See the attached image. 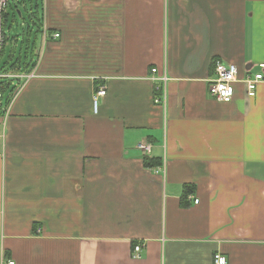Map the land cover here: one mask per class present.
Masks as SVG:
<instances>
[{"label":"crops","instance_id":"obj_1","mask_svg":"<svg viewBox=\"0 0 264 264\" xmlns=\"http://www.w3.org/2000/svg\"><path fill=\"white\" fill-rule=\"evenodd\" d=\"M43 26L0 100V264H264V83L207 91L216 60L261 71L264 0H43Z\"/></svg>","mask_w":264,"mask_h":264},{"label":"built area","instance_id":"obj_2","mask_svg":"<svg viewBox=\"0 0 264 264\" xmlns=\"http://www.w3.org/2000/svg\"><path fill=\"white\" fill-rule=\"evenodd\" d=\"M11 0H0V56L2 54L4 45H5V29L3 27L5 14L10 5ZM45 27L43 26V45L47 36L45 35ZM58 34H54L53 38H58ZM261 71L252 75H245L243 77L238 76L237 67L231 63H225L220 60H216L213 64L214 78H212L207 87L209 95L216 101L222 103H229L234 97L235 94V85L240 84L243 87V92L246 98H254L256 95L257 88L260 84L264 83V64L259 65ZM156 70L152 69L151 73H155ZM33 73H9L0 70V89H3L7 83L17 81V80H29ZM152 80H159L165 83L166 78H158ZM156 91L163 92L161 87H156ZM17 92V91H16ZM15 92V94H16ZM105 90L103 88L99 89L95 94L92 100V110L93 113H97L98 108V97L104 96ZM3 98V93L0 90V100ZM154 103L156 104H165V99L160 96L154 97ZM137 148L144 154L149 155L151 152L150 146L145 143H141ZM197 200L194 201L197 204ZM141 246L137 245L134 247L135 257H138V252L140 251ZM213 264H228L224 256L220 254L213 255L212 258ZM2 264H16L13 260H5Z\"/></svg>","mask_w":264,"mask_h":264},{"label":"trees","instance_id":"obj_3","mask_svg":"<svg viewBox=\"0 0 264 264\" xmlns=\"http://www.w3.org/2000/svg\"><path fill=\"white\" fill-rule=\"evenodd\" d=\"M24 9L28 16V21L19 24V33L11 32V28L6 31V23L11 15L12 21L16 23L17 17L22 18ZM3 27L5 29V45L0 56V68L4 72L22 73L31 70L37 57V45L41 41L43 33V2L39 0H13L5 14ZM21 37V38H20ZM7 83L1 92L8 89Z\"/></svg>","mask_w":264,"mask_h":264},{"label":"rangeland","instance_id":"obj_4","mask_svg":"<svg viewBox=\"0 0 264 264\" xmlns=\"http://www.w3.org/2000/svg\"><path fill=\"white\" fill-rule=\"evenodd\" d=\"M12 1H13V0H11V3H12ZM39 1H41V4H42L43 0H39ZM21 10H22V15H23V17H22V18L17 17V20H16L17 22H16V23H14V22L12 21V16H11V15L9 16V18H8V22L6 23V31H7L9 28H11V32L19 33V32H20V29H19L18 25H19V24H24V22H23L24 20L28 21L27 13L25 12L24 9H21ZM20 38H21V37H20ZM9 94H10L9 89H5V90L3 91V96H4V102H5V104H6V99H7V97L9 96ZM0 111H1V108H0ZM0 114H1V112H0Z\"/></svg>","mask_w":264,"mask_h":264}]
</instances>
